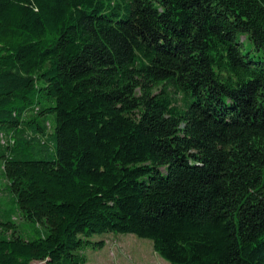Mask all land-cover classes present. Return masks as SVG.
I'll use <instances>...</instances> for the list:
<instances>
[{"label": "trees", "instance_id": "16d2710c", "mask_svg": "<svg viewBox=\"0 0 264 264\" xmlns=\"http://www.w3.org/2000/svg\"><path fill=\"white\" fill-rule=\"evenodd\" d=\"M0 189V264H264V0H0Z\"/></svg>", "mask_w": 264, "mask_h": 264}, {"label": "rangeland", "instance_id": "374dc122", "mask_svg": "<svg viewBox=\"0 0 264 264\" xmlns=\"http://www.w3.org/2000/svg\"><path fill=\"white\" fill-rule=\"evenodd\" d=\"M242 51L254 57L258 54L253 43L248 39L244 41ZM0 195H3L2 189H0ZM2 202L0 217L11 218L15 222H19L17 207H14L10 202H5L4 199ZM30 225L31 223L22 224L21 233L36 235L37 232L33 229H30V232L27 231ZM36 226L40 232L45 229L42 223H37ZM92 239H103L104 245L100 248L84 246L81 252L86 258L85 264H168L167 260L153 249L152 241L149 238L140 237L132 232L105 231L94 233ZM30 264H45V262L33 261Z\"/></svg>", "mask_w": 264, "mask_h": 264}]
</instances>
